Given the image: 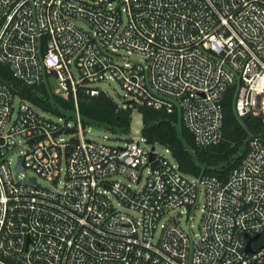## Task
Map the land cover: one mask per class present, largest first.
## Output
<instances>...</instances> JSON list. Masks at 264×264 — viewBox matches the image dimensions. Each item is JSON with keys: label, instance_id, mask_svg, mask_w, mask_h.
Segmentation results:
<instances>
[{"label": "built area", "instance_id": "obj_1", "mask_svg": "<svg viewBox=\"0 0 264 264\" xmlns=\"http://www.w3.org/2000/svg\"><path fill=\"white\" fill-rule=\"evenodd\" d=\"M0 63L75 104L54 115L0 81V264H264L261 136L228 179L191 177L143 137L94 140L78 106L117 83L203 149L230 89L264 121V0H0Z\"/></svg>", "mask_w": 264, "mask_h": 264}, {"label": "trees", "instance_id": "obj_2", "mask_svg": "<svg viewBox=\"0 0 264 264\" xmlns=\"http://www.w3.org/2000/svg\"><path fill=\"white\" fill-rule=\"evenodd\" d=\"M0 81L10 85L14 94L45 112L61 115L75 110L73 99L54 95L45 85L26 86L1 63ZM234 96V89H230L224 97L222 141L204 149L197 147L193 135L177 115H167L147 105L121 106L106 92L90 96L82 88L78 91V106L85 126H102L110 132L125 135L131 131L136 109L141 115L142 137L149 144L169 149L183 174L191 177L210 175L226 180L246 154L249 137L254 135L264 139L263 119L239 118L234 109Z\"/></svg>", "mask_w": 264, "mask_h": 264}, {"label": "rangeland", "instance_id": "obj_3", "mask_svg": "<svg viewBox=\"0 0 264 264\" xmlns=\"http://www.w3.org/2000/svg\"><path fill=\"white\" fill-rule=\"evenodd\" d=\"M102 90H104L108 95H110L118 104L123 106L127 101H130V98H125L126 94L122 90V88L114 82L110 83H101L98 85ZM54 119L56 117H53ZM142 130V121L140 113L135 109L133 112V122L131 126V131L128 135L113 133L108 131L102 126L91 125L88 127L87 131L88 136L92 137L94 140L112 145V146H123L126 143V140L132 138L135 141H140L142 138L141 135ZM157 152L161 154H166L165 149L161 147H157ZM195 225L198 224V217L193 222Z\"/></svg>", "mask_w": 264, "mask_h": 264}, {"label": "water", "instance_id": "obj_4", "mask_svg": "<svg viewBox=\"0 0 264 264\" xmlns=\"http://www.w3.org/2000/svg\"><path fill=\"white\" fill-rule=\"evenodd\" d=\"M134 104H135V102H133V101L127 102V105H129V106H132ZM66 124H67V121H66ZM154 158H155V156L151 155V160ZM21 162H22V158L20 159L19 165H18L17 170H16L17 174H19L23 170ZM26 182L27 183L31 182V179H28ZM248 251H251V248L249 246H248Z\"/></svg>", "mask_w": 264, "mask_h": 264}]
</instances>
